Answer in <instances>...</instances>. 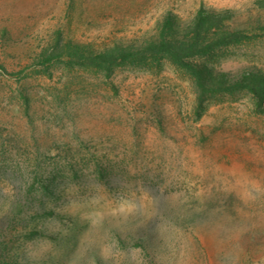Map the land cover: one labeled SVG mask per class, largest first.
I'll return each mask as SVG.
<instances>
[{"label":"rangeland","instance_id":"1","mask_svg":"<svg viewBox=\"0 0 264 264\" xmlns=\"http://www.w3.org/2000/svg\"><path fill=\"white\" fill-rule=\"evenodd\" d=\"M202 4L264 20L254 0H0V264H264V107L249 91L199 100L165 56L47 63L59 40L138 43ZM195 61L264 73V33ZM19 199L46 207L15 222ZM153 217L148 253L129 231Z\"/></svg>","mask_w":264,"mask_h":264},{"label":"trees","instance_id":"2","mask_svg":"<svg viewBox=\"0 0 264 264\" xmlns=\"http://www.w3.org/2000/svg\"><path fill=\"white\" fill-rule=\"evenodd\" d=\"M257 10H264V0H254ZM250 14L248 22L236 24L240 13L235 8H213L202 4L197 12L188 19H180L177 15L167 13L158 26L156 34L138 43L115 42L105 48L94 47L74 40L58 41L48 53L47 63L64 62L68 65L91 66L111 70L116 66L129 63H143L148 60L165 56L178 66L189 72L199 100L209 93L249 91L255 103L263 108L264 104V73L257 70H245L240 76L230 72L215 70L202 66L195 61L211 54L216 49L234 43H240L264 33L262 15ZM264 110V108H263ZM34 203V205H33ZM45 202L23 201L13 203L15 211L12 220L23 222L24 214L35 208L39 214L46 206ZM17 211V212H16ZM4 215L0 218V236L8 231L9 225ZM156 218L140 224L133 232L129 231L134 245L152 253L158 246V234L151 228ZM150 223V224H149ZM120 241L124 234L117 232ZM5 236V235H4ZM8 242L0 240V258L3 262L9 257Z\"/></svg>","mask_w":264,"mask_h":264}]
</instances>
